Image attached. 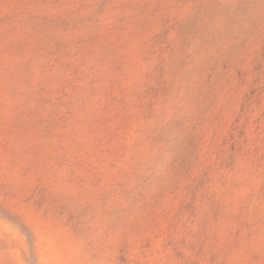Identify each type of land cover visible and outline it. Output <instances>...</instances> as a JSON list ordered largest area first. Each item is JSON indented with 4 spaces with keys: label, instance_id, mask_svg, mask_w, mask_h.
Masks as SVG:
<instances>
[{
    "label": "rangeland",
    "instance_id": "obj_1",
    "mask_svg": "<svg viewBox=\"0 0 264 264\" xmlns=\"http://www.w3.org/2000/svg\"><path fill=\"white\" fill-rule=\"evenodd\" d=\"M0 264H264V0H0Z\"/></svg>",
    "mask_w": 264,
    "mask_h": 264
}]
</instances>
